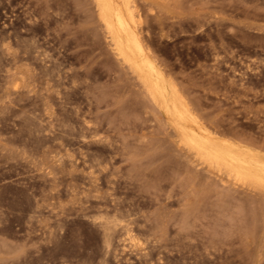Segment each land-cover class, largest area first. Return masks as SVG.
Returning <instances> with one entry per match:
<instances>
[{"label":"rangeland","instance_id":"rangeland-1","mask_svg":"<svg viewBox=\"0 0 264 264\" xmlns=\"http://www.w3.org/2000/svg\"><path fill=\"white\" fill-rule=\"evenodd\" d=\"M132 3L192 115L264 153V0ZM96 9L0 0V264H264V186L177 145Z\"/></svg>","mask_w":264,"mask_h":264},{"label":"bare ground","instance_id":"bare-ground-1","mask_svg":"<svg viewBox=\"0 0 264 264\" xmlns=\"http://www.w3.org/2000/svg\"><path fill=\"white\" fill-rule=\"evenodd\" d=\"M94 2L105 31L107 29L106 34L110 35L115 54L136 73L150 99L159 106L166 120L171 123L175 131L174 135L178 137L177 145L183 146L192 154L190 157L194 156L198 160L197 163L203 162L209 170L224 173L234 180L253 186H264V153L253 151L225 138L215 130L209 129L210 127L207 128L206 123L203 125V122L202 124L192 115L182 99L183 96L166 82L161 70L145 48L143 36L138 29L141 15L135 11V3L133 4L132 0H94ZM185 99L187 101V98ZM111 208L113 211H119L117 206ZM96 225L101 230L106 247L109 246V239L115 228L120 227L125 233L129 227L123 224L122 218L114 212L98 220Z\"/></svg>","mask_w":264,"mask_h":264}]
</instances>
